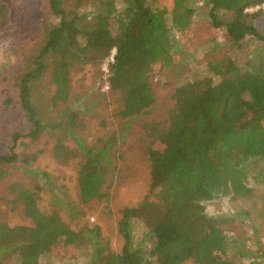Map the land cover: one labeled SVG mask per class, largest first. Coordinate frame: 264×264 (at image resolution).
Masks as SVG:
<instances>
[{"label":"trees","instance_id":"obj_1","mask_svg":"<svg viewBox=\"0 0 264 264\" xmlns=\"http://www.w3.org/2000/svg\"><path fill=\"white\" fill-rule=\"evenodd\" d=\"M199 3L208 6L212 25L225 30L233 44L264 43L254 24L260 12H248L264 0H47L46 41L20 79L16 123L9 144L0 149V178L12 168L29 169L39 157L30 148L57 131L55 159L77 161L81 203L108 198L105 186L117 169L111 152L119 136L112 130L97 146L85 143L71 75L89 65L101 68L115 52L106 83L120 104L117 117L150 115L157 103L152 70L181 62L185 51L176 34L194 28ZM85 5L89 14L81 12ZM208 67L210 76L177 87L164 119L144 126L155 181L137 206L121 210L119 253L104 247L99 228L76 232L58 213H42L41 186L34 184L12 187L29 223L0 222V264H39L44 255L56 257L58 247L74 259L90 253L84 264H234L224 220L209 215L205 203L253 193L251 171L264 164V71L231 58ZM42 84L55 92L38 100ZM54 111L52 123L47 118Z\"/></svg>","mask_w":264,"mask_h":264},{"label":"rangeland","instance_id":"obj_2","mask_svg":"<svg viewBox=\"0 0 264 264\" xmlns=\"http://www.w3.org/2000/svg\"><path fill=\"white\" fill-rule=\"evenodd\" d=\"M161 5L159 2H155ZM0 149L9 144L10 131L16 123L14 104L22 75L29 70L47 36V0H0ZM190 31L177 33L185 53L180 63L171 69L161 65L152 70V83L157 103L150 115L130 121L117 117L120 104L108 89L106 77L110 58L101 68L89 65L71 75V99L76 103L81 122L80 136L88 146H97L109 131L118 133V144L111 152L117 169L110 174L105 190L109 197L83 205L79 197L78 167L75 163H62L55 159L54 147L57 131L45 135L29 152L39 153L29 169L12 168L0 178V222L17 224L25 220L21 203L12 190L31 189L39 184L38 207L42 213H58L63 222L79 232L85 228H99L100 242L111 252L119 253L123 239L118 233L121 210L137 206L155 181L146 146L149 138L144 126L164 119L172 107L173 94L178 86L195 79L210 76L209 63L214 60H235L241 66L254 62L264 71V43L247 39L241 46L233 44L225 30L216 29L208 18V6L199 3ZM5 12V13H4ZM82 13L89 14L84 6ZM248 12H260L254 24L264 35V4ZM52 85L45 89L38 86L35 96L51 95ZM12 99V104L7 103ZM51 112L48 120L54 123L58 116ZM123 134V138L121 137ZM70 148L75 144L67 142ZM264 164L251 171L254 178L248 197L225 196L205 203L206 212L224 220V231L231 240L229 254L234 264H264ZM254 181V182H253ZM90 248L92 245L90 244ZM92 251V249H90ZM74 259L71 253L59 249L56 257L44 255L39 264H84L89 258ZM184 264H196L187 261Z\"/></svg>","mask_w":264,"mask_h":264},{"label":"built area","instance_id":"obj_3","mask_svg":"<svg viewBox=\"0 0 264 264\" xmlns=\"http://www.w3.org/2000/svg\"><path fill=\"white\" fill-rule=\"evenodd\" d=\"M114 54H115V52H113V55L110 57V59H111L110 61H111V62H113Z\"/></svg>","mask_w":264,"mask_h":264}]
</instances>
